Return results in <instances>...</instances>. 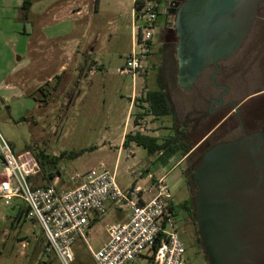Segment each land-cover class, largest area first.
Instances as JSON below:
<instances>
[{
  "label": "rangeland",
  "instance_id": "374dc122",
  "mask_svg": "<svg viewBox=\"0 0 264 264\" xmlns=\"http://www.w3.org/2000/svg\"><path fill=\"white\" fill-rule=\"evenodd\" d=\"M24 1L0 0V134L20 162L35 172L32 176L41 174L36 160L41 151L50 157L85 151L76 160H63L60 163L61 178L56 182L58 187H71L70 179L74 175L103 166L115 173L116 183L122 191L136 185L151 187L156 179L166 175L175 209H179L184 201L195 199L197 189L193 184L187 186L186 180L190 181L191 173L210 146L242 136V126L235 114L218 126L206 144L198 147L170 175L166 174L159 160L164 156L152 157L143 148L132 149L131 144L127 148L121 146L124 129L128 128L129 120L127 134L140 133L151 137L173 135V131L164 129L174 127L173 117L156 120L144 101L148 90L165 89L173 103L179 126L188 121L191 129L196 120L201 122L193 137L194 141H199L218 121L214 119L213 122L202 123L211 99L219 94L220 84L233 89L227 101L241 102L249 93L264 89V81L261 83L258 77L264 71L261 73L260 65L252 58L256 52L263 53L262 48L257 47L262 46L258 45V41L264 29L260 25L255 26L244 49L222 63L223 73L215 82L212 80L215 69L212 68L202 74L189 92H185L177 82V44L164 47L162 53L155 57L150 54L145 62L147 67L136 81L130 75L120 74L133 46L132 22L127 17L112 20L100 14L94 23L86 15L77 17L78 22H66L55 28L62 38L53 53L33 54V59L25 57L29 40L24 31L25 28L29 31V25L24 21V10L20 9ZM57 1H38L35 10L44 9ZM169 2L161 0L158 3V23L162 25L167 21ZM171 22L175 26L174 18H171ZM162 34L163 31L157 28L151 43H160ZM165 34H168V30ZM53 42L50 40L44 48L51 49ZM62 46L64 54L60 53ZM250 47V60L243 62ZM19 56L23 58L20 63L17 62ZM63 56L66 65L62 77L48 83L49 78L58 72ZM98 62V70L93 76ZM246 69L251 72L246 71L243 78L234 75L237 70ZM250 106L257 113V121L250 129L263 127L264 96L250 101ZM182 158V154L175 157L176 160ZM1 172L0 168V175ZM147 172L152 177L144 178ZM133 173L142 176L136 181ZM21 207H24L25 213L16 221ZM28 212V206L21 200H14L9 209L0 212V264H48V261H51L50 264H60L57 259L44 253L46 243L43 231L35 219L27 217ZM109 222L108 216L87 234L94 252H98L105 243ZM179 234L186 248L185 258L191 261L199 259V248L191 236V229L180 228ZM73 251L74 264H95L88 246L81 239L76 240ZM204 256L202 252V264H207Z\"/></svg>",
  "mask_w": 264,
  "mask_h": 264
},
{
  "label": "water",
  "instance_id": "95a60500",
  "mask_svg": "<svg viewBox=\"0 0 264 264\" xmlns=\"http://www.w3.org/2000/svg\"><path fill=\"white\" fill-rule=\"evenodd\" d=\"M264 0L176 3L177 82L189 92L243 46ZM215 84V83H214ZM229 91V90H227ZM222 102L220 101L219 104ZM239 116L237 103L231 104ZM195 221L208 264H264V131L209 149L194 172Z\"/></svg>",
  "mask_w": 264,
  "mask_h": 264
},
{
  "label": "built area",
  "instance_id": "2783aa9c",
  "mask_svg": "<svg viewBox=\"0 0 264 264\" xmlns=\"http://www.w3.org/2000/svg\"><path fill=\"white\" fill-rule=\"evenodd\" d=\"M158 8V0H143L141 8L136 9L132 50L120 70L121 75H130L134 81L151 53ZM0 158V212L9 209L14 200L26 204L27 217L41 226L48 244L46 253L54 254L60 264H74L77 239L88 246L95 264H187L166 175L151 187L136 185L122 191L115 173L101 166L74 175L71 187L52 184L33 189L29 178L35 172L20 162L1 134ZM132 176L137 181L142 175ZM107 203L118 204L130 213L129 219L108 227L107 242L94 252L87 239L88 230L94 216L106 215Z\"/></svg>",
  "mask_w": 264,
  "mask_h": 264
},
{
  "label": "crops",
  "instance_id": "0c3cea01",
  "mask_svg": "<svg viewBox=\"0 0 264 264\" xmlns=\"http://www.w3.org/2000/svg\"><path fill=\"white\" fill-rule=\"evenodd\" d=\"M31 2V6L27 11L25 12L24 16V21L26 24L29 25L28 29L29 31L27 32V29L25 28L24 34H28L27 39L29 40V43H27L25 47V57H29V59H33L31 56L33 54L40 53L42 55L47 54L49 51L53 53L55 49L58 48V42L59 39L62 38V36H58V32L55 30V28H58L59 26H63L66 24V22H78L77 17H81L83 15H86L85 17H88L90 19V22L94 23L96 17H99L100 14L106 15L110 17L112 20L118 17L124 18L127 17L128 19H131L132 22V34L136 33V1L137 0H58L57 2H54L51 6H48L44 9H39L35 10V3L41 0H29ZM139 3H143V0H138ZM161 0H158V3ZM23 6V4H22ZM20 7V9L22 8ZM106 8V9H104ZM109 8V9H107ZM103 9V10H102ZM105 12V13H102ZM171 18L167 16V21L163 25L158 23L157 21V28L158 30L162 31H169V30H174V23L171 22ZM175 19V18H174ZM101 32V31H100ZM102 34V33H100ZM264 35V34H263ZM261 36V35H260ZM264 38V37H263ZM52 40L54 41L51 45V49H46L44 48L45 45H48V42ZM90 49H93L91 47ZM164 46L162 42L158 44H153L151 45V55L154 57L156 55H159L162 53L164 50ZM64 47H61L60 53L64 54ZM132 50V49H131ZM59 51V50H58ZM50 53V52H49ZM51 53V54H52ZM62 61L60 62V66L58 67V72L56 75L53 77L51 76L48 80V83H53V80L57 78H61L63 72L65 71V58L64 56L61 57ZM23 60L22 57H17V62H21ZM32 61V60H30ZM18 63V64H19ZM97 66L94 68V74L95 76L96 71L98 70L97 68L99 67V62L95 65ZM146 63H145V68H146ZM92 71V70H91ZM258 73V72H256ZM91 74V72H90ZM6 76V75H5ZM259 77V76H258ZM250 85V84H249ZM228 86V85H227ZM242 87V85L240 84ZM37 87V85H36ZM230 91L233 90L230 86ZM244 87V86H243ZM245 87L247 85L245 84ZM38 88V87H37ZM264 96V89L257 90L255 92H251L248 95L245 96L244 100L241 102H247V101H252L257 98L263 97ZM134 99V98H133ZM213 99V98H212ZM239 102V101H236ZM132 108L130 109L131 112ZM211 118H209L210 120ZM213 118L210 120L213 122ZM207 121V120H206ZM129 120H128V128L123 132L122 135V141H121V146L124 143L125 136L128 133L129 129ZM151 137V136H149ZM153 138H158V137H153ZM134 147H137L134 143L131 144V148L133 149ZM139 148V147H137ZM170 155V156H168ZM163 158H160L159 160L162 161L164 168L166 169V174L170 175L172 172H174L178 166L183 163L186 157L176 160L174 155L171 154H164ZM148 171V169L146 170ZM152 177L151 175L149 176L148 172L144 175L145 177ZM61 176H57L54 181H52V184H56V182L59 181ZM51 184V185H52ZM129 212H126L122 210L118 204L116 203H107L106 204V215L103 217H97L94 216L91 221L93 220H100L102 222L106 217H110V222L107 224L106 232L108 227L111 225L115 224H120V223H125L129 219ZM99 222V223H100ZM94 228V227H93ZM90 228L88 230L89 232L93 229ZM108 239V236H107ZM107 239L105 243L107 242ZM104 243V244H105ZM103 244V245H104Z\"/></svg>",
  "mask_w": 264,
  "mask_h": 264
},
{
  "label": "trees",
  "instance_id": "16d2710c",
  "mask_svg": "<svg viewBox=\"0 0 264 264\" xmlns=\"http://www.w3.org/2000/svg\"><path fill=\"white\" fill-rule=\"evenodd\" d=\"M136 8L139 10L141 8V3L139 1H136ZM31 6V2L29 0H25L22 6V9L24 11H27ZM168 34H176L175 29L169 30ZM177 42V41H176ZM145 103L149 105V110L152 116L159 121L160 118L163 117H173L174 119V127L173 128H164L165 130H171L173 131V135L169 137H158L153 138L149 136H145L140 133L136 134H127L124 139L123 147H128L130 144L134 143L137 147L143 148L147 151L148 155L150 156H163L164 154H171L174 156H178L179 154H182L183 158L186 157L203 139H205L218 125V122L216 121L213 125V127L203 134L202 138L199 141H194L193 137L195 135V132L199 128V120H196L194 123H192V127L190 129V122H185L183 125H178L176 122V113L173 107V103L171 101V98L169 96V93L165 90H159V91H151L148 90L145 98ZM219 143H216L212 146H210L205 153L217 145ZM94 150V149H93ZM90 149V151H93ZM85 151L82 152H72V153H63L59 157H50L46 155L44 152H39L37 155V163L40 166L41 174L37 176H32L29 178V182L33 189L37 188H47L52 184V181L56 179L57 176H61V172L59 169V165L63 160H76L79 157H81ZM204 153V154H205ZM203 154V156H204ZM202 156V157H203ZM202 160V158H201ZM201 162V161H200ZM199 162V163H200ZM198 166V165H197ZM196 169V168H195ZM194 171L191 173V178L189 183L194 184ZM196 188V186H195ZM197 189V188H196ZM173 206V204H172ZM195 199H189L184 203V205L181 208H184L185 211H187L191 222L194 224L195 231L197 234V237H199V234L197 232V225L195 221ZM24 207H21L19 209V212L17 216L15 217V220L18 221L19 218L25 213ZM175 214L178 215L179 209H175L173 206ZM100 220L96 219L91 221L90 228L95 227ZM43 239L45 240V236L43 234ZM198 242L200 243V239L198 238ZM45 249L44 253L48 257L56 258L54 254H47V242L45 240ZM51 258V259H52ZM51 261H48L47 263L50 264Z\"/></svg>",
  "mask_w": 264,
  "mask_h": 264
},
{
  "label": "flooded vegetation",
  "instance_id": "af4514ba",
  "mask_svg": "<svg viewBox=\"0 0 264 264\" xmlns=\"http://www.w3.org/2000/svg\"><path fill=\"white\" fill-rule=\"evenodd\" d=\"M184 1L185 0H170L168 8L166 10L167 15L169 17L176 18V16H175V12L177 10L175 8L176 3L182 4ZM263 6H264V4L260 5L259 12H258V19L255 21V23H254V25H253V27H252L247 39L245 40L243 46L241 47V49L235 55L239 54L244 49V45H245L246 41L248 40L251 32L255 28V26L260 25V27L262 29H264V17H262V15H263ZM263 37H264V35L261 34V36L259 38V41H258V45L262 44V46L259 47V48L257 47V49L262 48L263 53L262 52L261 53L256 52V53L252 54L253 55L252 56L253 60H255L256 63L260 65L259 67L261 69V73H263L262 70L264 71V69H263V67H264V38ZM160 41L162 42L163 46L165 45L164 47L171 46L173 44H177L178 36H177V34H165V31H163V34L161 36V40ZM176 47H177V45H176ZM254 47L256 48V45ZM253 50H254V48H253ZM248 51H249V52H247L248 56L242 59L243 62H244V60H246V61L250 60V56H251V52H252L251 47L248 49ZM228 61H225V62H228ZM222 63H224V62L219 63V73L215 77V80H216V78L221 76V74L223 73V68H221ZM212 68H214L215 72H216V68L215 67H210L207 70L212 69ZM246 71L251 72L250 69L249 70L246 69L245 71L237 70L236 71L237 73H235L234 75L235 76L239 75V76H241L243 78L244 77V73ZM215 72L213 73V76H214ZM259 79H260L261 83H263V81H264V73L259 76ZM212 80H213V78H212ZM218 90H219V94L217 95L216 98L211 99L210 105H209V108H208V111H207L206 119H203L202 123H204V121H206V120L210 121L213 118L215 120H218L217 121L218 122L217 127H218V126L223 125L224 123H226L230 119V117H232V115L235 114V117L237 118L238 122H240L239 124H241L242 130H243V134H242V136L240 138H242L244 136V132H246L248 134H252V133L257 132V131H264V126L261 127V128L255 129V130H251L250 129L251 126L253 127L255 125V121H257V119H256L257 113L251 108L250 101H247V102H236V101H233V100L227 101V97H228V95L230 94L231 91H230L229 87L226 84H224V83L220 84V87H219ZM227 90H229V91H227ZM220 101L222 102L221 104H219ZM233 103H237V105H238L239 116H238V114H236L235 110L231 107V104H233ZM209 118H211V119L209 120ZM199 124L201 125V122ZM213 131L210 133L211 135L209 134L205 139H203L186 156L185 159H187L189 157V155H191L194 151H196V149L198 147L200 148L202 145L206 144L208 139H210V137L213 136V134H214ZM233 141H235V140H233ZM218 143L219 144L223 143V141H220ZM186 183H187V186H188V184H190L189 180H186ZM185 202L186 201H184L180 205V208H179V211H178V215H177L178 218H179V229L180 228H190L191 229V236H193V238H195V242L197 243V246L199 248V259H196L195 261H191V260H187L186 259V261H187V264H202L203 261H202L201 255H202V252H203V255H205V253H204V250H203L201 242L200 243L198 242V238L200 239V237H197V234H196V231H195V228H194V224L191 222V219H190L187 211H185L184 208H181L184 205ZM197 232H198V230H197Z\"/></svg>",
  "mask_w": 264,
  "mask_h": 264
}]
</instances>
